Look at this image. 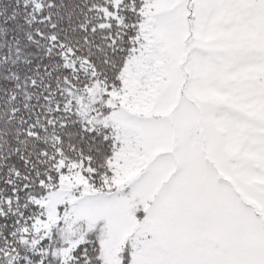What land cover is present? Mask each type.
<instances>
[{
	"label": "snow or ice",
	"instance_id": "obj_1",
	"mask_svg": "<svg viewBox=\"0 0 264 264\" xmlns=\"http://www.w3.org/2000/svg\"><path fill=\"white\" fill-rule=\"evenodd\" d=\"M0 264H264V0H0Z\"/></svg>",
	"mask_w": 264,
	"mask_h": 264
}]
</instances>
